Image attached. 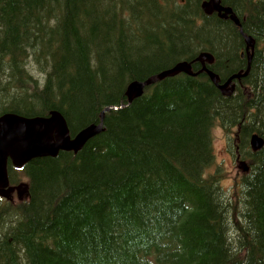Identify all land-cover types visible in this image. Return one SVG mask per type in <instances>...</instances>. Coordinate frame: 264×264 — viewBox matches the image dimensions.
Segmentation results:
<instances>
[{
  "label": "trees",
  "instance_id": "1",
  "mask_svg": "<svg viewBox=\"0 0 264 264\" xmlns=\"http://www.w3.org/2000/svg\"><path fill=\"white\" fill-rule=\"evenodd\" d=\"M206 1L0 0V117L58 111L75 136L118 108L77 154L9 162L29 195L0 198V264H264V0H221L256 41L231 96L206 73L126 96L203 53L221 84L245 72L241 28ZM216 126L250 161L236 198L209 173Z\"/></svg>",
  "mask_w": 264,
  "mask_h": 264
},
{
  "label": "water",
  "instance_id": "2",
  "mask_svg": "<svg viewBox=\"0 0 264 264\" xmlns=\"http://www.w3.org/2000/svg\"><path fill=\"white\" fill-rule=\"evenodd\" d=\"M203 11L207 15L217 13L223 19H230L237 27L241 28V23L233 10L221 4V0H208L202 5ZM241 34L246 42V53L248 66L244 73L235 74L225 83H220V77L211 71L206 65L214 63L213 55L209 53L201 54L196 61L200 62L202 69L194 72L192 64L185 61L176 66L154 75L146 81L132 82L126 92L128 103L131 104L140 98L145 89L164 79L175 77L179 74H186L197 77L206 73L214 85L225 95L231 96L233 93L235 80L246 78L250 71L254 57L256 41L252 36H248L241 28ZM118 110L117 107H109L101 113L99 124H93L75 136L71 135L69 125L64 116L53 111L48 117L26 118L16 114H5L0 117V198L10 200L13 195H17L19 201L28 198L29 185L22 182L18 185H11L8 165L12 163L15 169H22L28 163L41 158H55L61 152H80L90 140L104 131V119L107 112ZM250 146L254 152L264 148V139L258 134H254L250 139ZM239 169L243 173H248L250 167L242 160Z\"/></svg>",
  "mask_w": 264,
  "mask_h": 264
},
{
  "label": "rangeland",
  "instance_id": "3",
  "mask_svg": "<svg viewBox=\"0 0 264 264\" xmlns=\"http://www.w3.org/2000/svg\"><path fill=\"white\" fill-rule=\"evenodd\" d=\"M212 145L215 162L209 173L220 171L223 176L222 186L236 198L240 179L243 175V171L239 169V164L243 159L238 156L234 148L229 146L227 136L221 127L216 126L213 129ZM246 162L249 166L250 161L246 160Z\"/></svg>",
  "mask_w": 264,
  "mask_h": 264
},
{
  "label": "crops",
  "instance_id": "4",
  "mask_svg": "<svg viewBox=\"0 0 264 264\" xmlns=\"http://www.w3.org/2000/svg\"><path fill=\"white\" fill-rule=\"evenodd\" d=\"M205 13V12H204ZM206 14V13H205ZM240 28V27H239ZM247 35V34H246ZM246 43V42H245ZM210 54V53H209ZM246 56H247V53H246ZM242 57H244V54L242 55ZM247 60H248V58H247ZM190 63V62H189ZM200 63V62H199ZM209 65V64H208ZM212 65V64H211ZM202 69V68H201ZM246 71V70H245ZM196 73V72H195ZM201 75V74H200ZM228 81V80H227ZM235 81H237V80H235ZM234 81V82H235ZM233 82V83H234ZM223 84V83H222ZM233 86V85H232ZM252 149V148H251ZM240 157V156H239ZM241 158V157H240ZM242 159V158H241ZM244 161H246V160H244ZM249 167H250V165H249ZM243 174H245V173H243Z\"/></svg>",
  "mask_w": 264,
  "mask_h": 264
}]
</instances>
